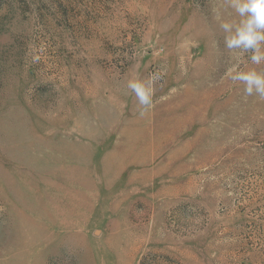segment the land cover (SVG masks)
I'll list each match as a JSON object with an SVG mask.
<instances>
[{
    "label": "rangeland",
    "instance_id": "rangeland-1",
    "mask_svg": "<svg viewBox=\"0 0 264 264\" xmlns=\"http://www.w3.org/2000/svg\"><path fill=\"white\" fill-rule=\"evenodd\" d=\"M240 19L0 0V264H264V99L229 75L264 61L220 28ZM152 73L140 115L127 82Z\"/></svg>",
    "mask_w": 264,
    "mask_h": 264
},
{
    "label": "clouds",
    "instance_id": "clouds-1",
    "mask_svg": "<svg viewBox=\"0 0 264 264\" xmlns=\"http://www.w3.org/2000/svg\"><path fill=\"white\" fill-rule=\"evenodd\" d=\"M231 7L241 18L239 23L221 21L220 28L225 33L224 45L228 50H241L250 54L254 64L264 61V0H230ZM39 59V57H36ZM230 78L244 85V92L251 96L254 93L264 99V74L252 71L230 70ZM157 73H152L147 80L130 79L127 87L137 98L140 115H144L153 104V85L159 79Z\"/></svg>",
    "mask_w": 264,
    "mask_h": 264
}]
</instances>
